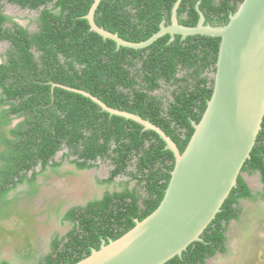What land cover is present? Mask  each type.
I'll return each mask as SVG.
<instances>
[{"label": "trees", "instance_id": "16d2710c", "mask_svg": "<svg viewBox=\"0 0 264 264\" xmlns=\"http://www.w3.org/2000/svg\"><path fill=\"white\" fill-rule=\"evenodd\" d=\"M6 1L37 10L39 15L38 29L29 32L3 13L0 0V42L10 45L0 63V217L10 216L21 196L36 197L37 178L45 171L65 176L59 172L65 158H72L70 163L78 170L97 167L98 160L108 161L113 167L110 176L98 184L127 177L119 183V191H105L100 199L70 208L62 221L72 227L63 237H53L50 252L37 263L74 264L91 249H99L101 238L106 242L117 239L135 220H143L158 207L174 157L154 131L110 117L79 94L61 88L52 92L49 83L87 91L111 108L148 119L182 152L194 131L191 121L199 123L211 97L210 74L215 70L220 38L196 35L181 42L176 36L168 43L170 36L164 35L143 49H117L114 41L90 31L85 16L94 0ZM176 1L101 0L94 21L124 40L142 42L159 31L162 20L170 24ZM199 1L206 21L221 26L243 0H181L180 24H197ZM8 22L12 27H5ZM179 73L183 75L177 77ZM166 92L172 96L167 105L163 101ZM13 120L18 122L10 127ZM63 148L67 153L56 161L55 155ZM243 173H259L263 191L252 194ZM130 182L134 183L131 188ZM257 199L264 200V119L236 187L205 229L202 241L192 243L181 258L166 264H206L217 254H225L226 233L230 222L240 218L241 201ZM25 226L28 229L31 224Z\"/></svg>", "mask_w": 264, "mask_h": 264}, {"label": "water", "instance_id": "95a60500", "mask_svg": "<svg viewBox=\"0 0 264 264\" xmlns=\"http://www.w3.org/2000/svg\"><path fill=\"white\" fill-rule=\"evenodd\" d=\"M101 0H94L85 16L90 31L110 39L120 47L143 49L164 35L169 42L178 35L220 38L213 87L199 123L191 121L193 134L181 152L163 130L136 113L107 106L91 93L49 83L53 92L61 88L90 99L100 111L118 116L154 131L172 152L174 166L158 207L115 240L101 238L99 249L74 264H166L181 258L189 245L201 242L208 225L216 218L230 192L236 187L244 163L261 130L264 119V0H243L228 22L213 26L195 9L198 22L188 27L179 23L177 0L171 9L170 25L165 20L159 31L142 42L122 39L98 26L95 11ZM248 175L246 174V182ZM212 258L206 261H210Z\"/></svg>", "mask_w": 264, "mask_h": 264}, {"label": "rangeland", "instance_id": "374dc122", "mask_svg": "<svg viewBox=\"0 0 264 264\" xmlns=\"http://www.w3.org/2000/svg\"><path fill=\"white\" fill-rule=\"evenodd\" d=\"M12 12L15 11L12 9L10 13ZM19 22L24 26L28 24V20L24 18L19 19ZM4 48V43H1L0 55ZM17 122L18 120L12 122L10 127ZM67 169L74 170L73 166L63 168ZM108 170V164H101L96 172L95 169L89 173L79 172L81 179L72 175L54 174L40 179V192L34 199L21 196L22 199L18 201V207L12 214L0 217V230L4 233L0 237V258L11 264H37L36 257L48 252L52 236L56 232L62 234L67 231V227L59 223L56 208L60 205L65 207L63 202L67 197L74 204L82 203L87 194L91 198L104 191L105 187L98 185L95 178L104 177ZM242 175L246 179V174ZM247 180L252 188L258 187L256 175L249 176ZM21 189L22 187L19 188ZM109 189L113 190V186ZM242 205L239 220L229 224L226 253L212 258L207 264H264V203L243 201ZM23 216L29 218L26 220ZM26 223L31 224V227L27 229Z\"/></svg>", "mask_w": 264, "mask_h": 264}, {"label": "flooded vegetation", "instance_id": "af4514ba", "mask_svg": "<svg viewBox=\"0 0 264 264\" xmlns=\"http://www.w3.org/2000/svg\"><path fill=\"white\" fill-rule=\"evenodd\" d=\"M2 5H3V13L5 15L9 16L12 19V22L20 25L23 28H26L29 32H33V31H36L38 29L37 23H36V19H37L38 15H39V11H37V10H30L28 8H21L18 5H14V4L7 3L6 0H2ZM12 9L15 12L10 13V10H12ZM21 12H23V14H21ZM23 18H24V20H28V24H26V26L22 25L21 22H19V19H23ZM165 23H166V21H165ZM5 27H8V28L12 27V23L11 22L6 23L5 24ZM176 36H178V35H176ZM176 36H175V38H176ZM180 41L183 42L184 40L182 41L181 40V37H180ZM1 43H4L5 48H4L3 53L0 55V63L3 60H5V52L7 51V49L10 46L9 43L6 42V41L5 42H0V44ZM212 74H210L211 78H212ZM182 75H183V73H179L177 75V77H181ZM168 99L169 100L172 99L171 92H166V98H165V100L163 99L164 104L167 105ZM13 122H16V120H13ZM64 153H67V149L66 148H63V149H61L60 151L57 152V154L54 157L55 160L58 161L59 159H61L63 157V154ZM71 159L72 158H69V159H66L65 158L64 159V161L62 162V165H61V167L59 169V172L62 173V174L63 173H66L65 176H67V175L71 176L72 175L74 177H79V179H81V175L79 174V172L82 174V172L85 173L86 171H88L87 173H89V171L90 170H93V169H95V172H96V169H98L101 166V164H108V167H109L108 173L104 177L97 176V178H95V181H96L97 184H98V180L100 181V180L107 179L110 176V172L113 169V167L108 163V161L107 162H103L102 160H98V161H96V164L98 165L97 167H94V168H92L90 170H78L74 164H71L70 163V160ZM66 166H73V169L74 170H71V169L70 170H68V169L67 170H63V168H66ZM39 169L40 168L38 166L37 167V170H39ZM53 174L56 175L55 173L51 172L50 170H47L41 176H39L37 178L36 183L39 186V192H40V188H41L40 187L39 180L42 179V178H44L45 175H48V177H51V176H53ZM254 175L257 176V182H258V187L256 189L252 188V186L250 184H248V182H246V179L243 177V175H242V177H243L245 183L247 184V186L249 187V189L252 191V194H257L258 195V193H261L263 191V184L261 183V180H260V174L259 173H255ZM125 180H127V177L124 176V175H121V176L116 177L115 180L112 183H109V184H107V183L98 184L101 187H105L104 191H101V193H97L95 196H93L91 198L88 197L90 194H87L82 199L84 201L82 203H75L74 204L73 202H71V200L68 199L69 197H67L66 199H64L65 201L63 203H64L65 207L63 205H61L60 206V209L57 211V213H58V217H59V223L61 225L66 226L67 227V231L64 232V233H62V234L56 232L52 236V238H51L48 252H46L45 254H43V255H41L39 257H36V259H42L45 255H47L50 252V246H51V243H52V239H53V237L55 235L58 236L59 238H61V237H63L70 230V228L72 227L71 224L68 223L67 221H62L63 220V217L66 214V212L70 208H72L74 206H84L88 201H90V200H92L94 198L100 199L105 191H109V192L119 191L121 189L120 186H119V183L122 182V181H125ZM111 185L113 186V190H110L109 189ZM133 185H134V183L133 182H130L129 187L131 188V187H133ZM117 188H118V190H117ZM21 190H25L24 187ZM88 191H90V190H88ZM38 193H37V195H38ZM243 201L244 202H249V203H255V202L259 201L260 203H264V200L263 199H257L256 201H252V200H243ZM243 201H241V203H240L241 204V207H243V205H242ZM226 246H227V244H226ZM221 255H224V254H217L216 256H221ZM3 261H6L8 264H11L7 260L0 258V262H3Z\"/></svg>", "mask_w": 264, "mask_h": 264}, {"label": "clouds", "instance_id": "9594fccd", "mask_svg": "<svg viewBox=\"0 0 264 264\" xmlns=\"http://www.w3.org/2000/svg\"><path fill=\"white\" fill-rule=\"evenodd\" d=\"M240 3H241V2H240ZM240 3H239V4H240ZM239 4H238V5H239ZM178 20H179V18H178ZM206 22H207V21H206ZM207 23H209V22H207ZM165 25H166V23H165ZM169 25H170V24H169ZM166 26H167V25H166ZM245 174H246V173H245ZM247 175H248V174H247ZM248 177H249V175H248ZM248 184H249V183H248Z\"/></svg>", "mask_w": 264, "mask_h": 264}]
</instances>
